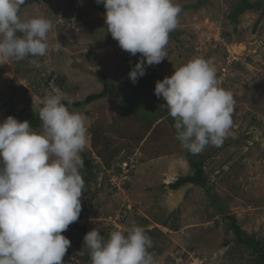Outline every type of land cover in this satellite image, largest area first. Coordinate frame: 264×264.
<instances>
[{
  "label": "rangeland",
  "instance_id": "374dc122",
  "mask_svg": "<svg viewBox=\"0 0 264 264\" xmlns=\"http://www.w3.org/2000/svg\"><path fill=\"white\" fill-rule=\"evenodd\" d=\"M175 2L182 11L176 29L169 34L167 57L147 66L135 84L128 73L143 57L139 53L131 56L118 46L104 17L90 2L33 0L21 5L22 18L50 20L49 49L45 56L0 62V123L8 116L21 122L30 117L37 123L31 127L40 132L38 113L49 94L62 93V102L75 103L106 89L104 99L80 108L67 107L86 118L88 143L81 156L91 159L92 168L80 169L84 184L96 176L101 187L94 194L91 182L88 187L85 184L82 211L75 223L84 225L85 233L96 228L104 237L133 224L143 227L151 233L149 251L156 264H258L248 249L233 241L225 217H235L245 235L264 242V16L257 22L260 11L246 12L233 30L226 15L235 0ZM197 57L215 67L218 86L230 91L235 100L232 126L222 144L208 145L196 154L204 163L208 194L191 184L168 190L167 185L177 177L191 173L188 157L171 145H161V152L151 157L146 145L138 147L137 135L150 118L139 113L146 120L140 121L137 111L132 115L126 110L122 117L123 107L133 108L135 103L131 98L123 100L116 90L145 84L149 75L163 80ZM105 158L111 165L107 171ZM129 158L134 161L132 172L121 178L129 182L109 191L103 177L112 175L113 168ZM169 213H175L173 228L152 220V216L165 218ZM62 235L71 241L63 264H91L84 255L82 232L70 226Z\"/></svg>",
  "mask_w": 264,
  "mask_h": 264
},
{
  "label": "clouds",
  "instance_id": "9594fccd",
  "mask_svg": "<svg viewBox=\"0 0 264 264\" xmlns=\"http://www.w3.org/2000/svg\"><path fill=\"white\" fill-rule=\"evenodd\" d=\"M95 2L103 4L105 25L118 46L143 57L128 73L135 84L147 66L166 59L182 9L175 0ZM24 3L0 0V62L47 54L52 24L42 16L22 18ZM154 95L165 102L181 147L193 155L208 145L219 147L229 134L235 100L218 86L216 69L205 59L194 58L157 81ZM63 99L57 92L42 101L40 132L12 116L0 123V264H63L71 246L62 233L82 211L81 153L88 130L86 118L69 111ZM83 244L91 264H156L151 237L135 224L107 239L93 228Z\"/></svg>",
  "mask_w": 264,
  "mask_h": 264
},
{
  "label": "trees",
  "instance_id": "16d2710c",
  "mask_svg": "<svg viewBox=\"0 0 264 264\" xmlns=\"http://www.w3.org/2000/svg\"><path fill=\"white\" fill-rule=\"evenodd\" d=\"M36 1V0H34ZM88 2H90L92 5L95 6V8L100 12V14L104 17L105 14V9L103 5H97L94 3V0H87ZM33 2V0H27L25 1L24 5ZM200 4H202L204 2V0H199ZM264 7V0H235V2L231 3L230 8L228 10V13L226 15V19L228 21L229 24H231L233 26V30H235L237 24H238V18L239 16H241L242 14L246 13V12H258L260 11V15L259 18L257 20V22H259L263 16H264V9L262 8ZM75 17L78 18V16L76 15ZM159 75H153L152 77H150V75L148 76L149 79L146 78V83L145 84H137L135 87H133L131 85L128 86H124L120 89H116L119 91L120 96L123 98H131L134 101V105L133 108H125L126 106H122L123 100L121 102V106L123 107V111L121 110L120 113H122V117H124L126 115V113H128V111H130V114L132 113V115H134L136 113V111L138 113H136V115H138L139 113H141L142 117L144 116L145 119L150 118L149 121L143 120L139 114V120H143L146 121V124H143V126L141 127L142 131L140 135H137L138 138V142L141 141L142 136L145 135V139L143 142V146L146 145L147 150L146 153L148 154V156L151 157V153L155 155H158L161 152V145L164 146H169L171 145L172 147H175L177 150L176 152L178 153H185V155L188 157V164L190 166L191 169V173L184 175V176H179L176 178V180L172 183H169L167 185L168 190H178L179 188L187 185V184H191L194 186H197L199 188H202L205 190V192L208 194L209 193V180L207 179L205 173H204V163L203 161L200 159H197V155H193L192 153L188 152L186 149L181 147V143L179 140L176 139V132L175 129L173 127L174 125V120L168 115V108L164 105V101L162 98H157L156 95H154V88H155V83L157 81H161L162 78ZM143 82V81H141ZM130 87V88H129ZM133 87V88H132ZM141 89V90H140ZM131 90H135L134 92ZM121 91V92H120ZM107 93L108 91L106 89L101 90L99 93H95V94H90L88 95L86 98H84V100L82 102H75V103H66L63 102L65 104L66 107H72V108H80L86 105H90L93 104L94 102H97L101 99H104L107 97ZM121 98V99H122ZM124 105V104H123ZM12 108V107H11ZM126 110V113L125 111ZM124 112V114H123ZM135 112V113H134ZM150 112L151 114L146 115L145 113ZM134 113V114H133ZM144 114V115H143ZM141 118V119H140ZM26 121H28L32 127H36V122L31 119L30 117H28L26 119ZM149 123H152V127H150ZM143 131L145 132V134L143 133ZM98 138L100 137L99 135H96ZM149 143V146H148ZM207 147V146H206ZM166 148V147H164ZM168 148V147H167ZM104 149L106 150V146L104 147ZM169 153V149L167 150ZM116 153V152H115ZM98 154H100V152H98ZM113 155V154H112ZM114 156V155H113ZM158 157V156H157ZM103 159V158H102ZM121 165V164H120ZM83 166H85V168L90 169L92 168V161L91 159H84L83 158ZM95 166L101 171V166H99L98 164H95ZM104 166L106 167L107 171L109 168H111V165L108 163L107 159H104ZM114 171H112V176H114V173H118L121 169H123L122 166H118L117 168H113ZM130 169V168H127ZM106 174V172H105ZM130 175V174H128ZM127 175V176H128ZM92 179H90L88 181V179H86L85 184H87L86 187H88V183H90V187H92L93 189V193L96 194L95 192L100 190L99 186H97L96 184V176H91ZM109 176H104L103 177V181L102 183H106V186L108 187L109 191H112L113 186H111V183L109 181ZM126 182V183H125ZM123 187L129 182V181H125ZM221 211V210H220ZM175 213H169L165 218H160L159 216H152V220L154 223L161 225V226H170L173 228L174 226V221L172 220V217H174ZM225 219L228 221V229L232 234L233 237V241L239 245V246H243L246 249H248L250 251V256L253 258V260H255V262H257L258 264H264V242L261 240H258L254 235L251 236H247L245 235V232L242 230L241 226L238 224L237 220L235 217L233 216H226ZM172 222V223H170ZM144 223H146V221H144ZM72 226L74 229H76L77 231H81L82 235L84 237L85 233V228L84 225H81L80 223H73L71 225H69V227ZM147 235H150L151 233L148 231H146ZM108 236L105 237V239H107ZM84 251V255L87 259L90 258L89 255V250L84 247L83 248Z\"/></svg>",
  "mask_w": 264,
  "mask_h": 264
},
{
  "label": "built area",
  "instance_id": "2783aa9c",
  "mask_svg": "<svg viewBox=\"0 0 264 264\" xmlns=\"http://www.w3.org/2000/svg\"><path fill=\"white\" fill-rule=\"evenodd\" d=\"M133 159H129V162L125 161L122 163V166L126 167L128 166L130 169L126 170V169H121L118 173H114V176L113 178L114 179H121V178H126V175L129 173V172H132L131 169L133 168ZM112 173V172H110ZM113 174V173H112Z\"/></svg>",
  "mask_w": 264,
  "mask_h": 264
},
{
  "label": "bare ground",
  "instance_id": "6f19581e",
  "mask_svg": "<svg viewBox=\"0 0 264 264\" xmlns=\"http://www.w3.org/2000/svg\"><path fill=\"white\" fill-rule=\"evenodd\" d=\"M129 159H130V158H129ZM129 159H128L127 162H129ZM127 168H129V167L126 166V167H124L123 169L128 170ZM126 177H127V176H126ZM109 178H110L109 181H110V183H111V186H113L112 191L120 190L119 188H120V187H123V185H124V181H122L123 179H121V182H122V183L119 184V182H118L119 179H114L112 175H110ZM115 181H117L118 184H117ZM126 181H127V180H126ZM116 189H117V190H116Z\"/></svg>",
  "mask_w": 264,
  "mask_h": 264
},
{
  "label": "crops",
  "instance_id": "0c3cea01",
  "mask_svg": "<svg viewBox=\"0 0 264 264\" xmlns=\"http://www.w3.org/2000/svg\"><path fill=\"white\" fill-rule=\"evenodd\" d=\"M145 139V138H144ZM144 139H142L141 141L138 142V147H141L143 145ZM188 185V184H187ZM166 185H164L165 187Z\"/></svg>",
  "mask_w": 264,
  "mask_h": 264
}]
</instances>
